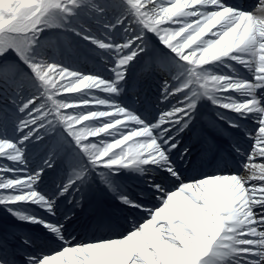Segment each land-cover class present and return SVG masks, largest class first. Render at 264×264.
<instances>
[{
	"label": "snow or ice",
	"instance_id": "1",
	"mask_svg": "<svg viewBox=\"0 0 264 264\" xmlns=\"http://www.w3.org/2000/svg\"><path fill=\"white\" fill-rule=\"evenodd\" d=\"M0 211V264H264V0H0Z\"/></svg>",
	"mask_w": 264,
	"mask_h": 264
},
{
	"label": "rangeland",
	"instance_id": "2",
	"mask_svg": "<svg viewBox=\"0 0 264 264\" xmlns=\"http://www.w3.org/2000/svg\"><path fill=\"white\" fill-rule=\"evenodd\" d=\"M78 66L81 68L82 71H85V69H86L85 67L86 66L84 64H79ZM95 70H96V68H95ZM85 72H90V71H85ZM97 94H102V93L97 92ZM58 98H61L62 99L63 97L61 96V97H58ZM82 238H84V239H93V238H96V237H94V236H90V237H88V236H85V237L82 236Z\"/></svg>",
	"mask_w": 264,
	"mask_h": 264
},
{
	"label": "bare ground",
	"instance_id": "3",
	"mask_svg": "<svg viewBox=\"0 0 264 264\" xmlns=\"http://www.w3.org/2000/svg\"><path fill=\"white\" fill-rule=\"evenodd\" d=\"M165 107H167V104H164V105H162L161 107H160V110H162L163 108H165ZM159 110V111H160ZM242 175H247L248 173H247V170H244L242 173H241ZM260 181H258V180H253V181H251V183H259ZM5 215V214H4ZM122 230V229H121Z\"/></svg>",
	"mask_w": 264,
	"mask_h": 264
}]
</instances>
